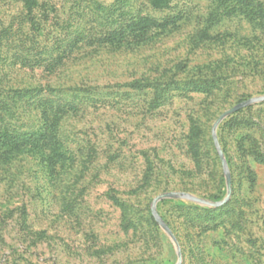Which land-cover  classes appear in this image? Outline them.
Returning <instances> with one entry per match:
<instances>
[{"label":"rangeland","instance_id":"374dc122","mask_svg":"<svg viewBox=\"0 0 264 264\" xmlns=\"http://www.w3.org/2000/svg\"><path fill=\"white\" fill-rule=\"evenodd\" d=\"M39 2V16L68 19L67 38L91 27L98 4L108 20L103 25L120 8L146 11L144 0ZM209 6L210 0H174L171 9L152 14L174 22L154 30L142 47L85 46L77 55L64 81L98 89L82 94L94 108L61 127L76 162L52 184L39 161L0 167V264L177 263L152 201L178 191L222 201L226 182L212 125L231 107L264 96L263 28L236 15L199 40ZM23 12L20 2L0 0V30ZM9 46L0 39L1 87H34L49 78L13 65ZM142 77L151 79L147 89H107ZM216 137L231 178L227 202L206 208L165 199L156 212L177 241L181 264H264V102L229 115Z\"/></svg>","mask_w":264,"mask_h":264},{"label":"trees","instance_id":"16d2710c","mask_svg":"<svg viewBox=\"0 0 264 264\" xmlns=\"http://www.w3.org/2000/svg\"><path fill=\"white\" fill-rule=\"evenodd\" d=\"M15 1L20 2L24 12L20 18H12L8 27L1 28L0 39L10 45L8 51L14 59L13 65L19 64L30 69V72L46 73L49 78L34 87L0 86V167L11 169L20 162L39 161L52 184L58 182L59 176L76 162L74 151L69 147L68 139L63 137L61 127L67 118L78 115L87 106L94 108L95 105L86 101L88 95L82 94L98 89L97 86H68V82H75L71 79L64 81L65 75L68 76L67 68L80 62V56L77 55L83 52L85 46L113 47L123 51L142 47L150 41L154 30L163 29L174 22L170 20L172 16L161 19L152 15L171 9L174 0H144L146 11L132 7L120 8L118 16L112 17L110 25L102 24L103 21L107 24L108 20L97 3V19L89 28L74 29L78 31L71 38H67L70 36L69 30L73 31L65 23L67 18H61L57 13L51 18L39 16V0ZM236 15L248 17L257 24L260 32L261 27L264 30V7L261 8L260 1L210 0L199 40H209L212 29ZM80 16L83 19L86 15ZM15 20L18 23L12 26ZM33 33L36 35H29ZM215 67L221 68L218 63ZM150 84L149 77H142L107 89L125 87L142 90ZM23 91L25 94H22ZM66 93H75L79 97L65 99L63 96ZM30 94L33 97L25 96ZM15 176L16 172L9 173L7 182L10 188ZM17 210L19 219L25 222V206Z\"/></svg>","mask_w":264,"mask_h":264},{"label":"water","instance_id":"95a60500","mask_svg":"<svg viewBox=\"0 0 264 264\" xmlns=\"http://www.w3.org/2000/svg\"><path fill=\"white\" fill-rule=\"evenodd\" d=\"M261 102H264V96L254 97V98H250L246 101H243V102L231 107L230 109L224 111L223 113H221L212 125L211 135H212L213 142H214V144H215V146L219 152L221 163L224 167V175H225V182H226V197L222 201H210V200L202 199V198H199L195 195H192V194L187 193V192H182V191L162 193V194L158 195L152 201L151 214H152L155 222L157 223V225L171 239V241H172V243L176 249V252H177V263L176 264H181V255H180V251L178 248V244H177V241H176L173 233L169 229V227L164 223V221L157 214V212H156L157 203L162 201V200L169 199V200H180V201H185V202H189V203H194L196 205H199L201 207H206V208H218V207L224 205L231 195V178H230L227 166L225 164V161L222 158L219 143H218V140L216 137V129H217L218 125L225 118H227L229 115H232L235 112H237L243 108H246L248 106L255 105V104H258Z\"/></svg>","mask_w":264,"mask_h":264}]
</instances>
